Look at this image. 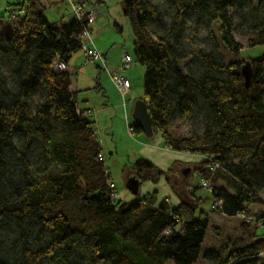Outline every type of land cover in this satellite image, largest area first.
Returning a JSON list of instances; mask_svg holds the SVG:
<instances>
[{
  "label": "trees",
  "instance_id": "obj_1",
  "mask_svg": "<svg viewBox=\"0 0 264 264\" xmlns=\"http://www.w3.org/2000/svg\"><path fill=\"white\" fill-rule=\"evenodd\" d=\"M15 5L0 15V264H195L212 226L201 209L209 199L197 195L203 179L211 181L212 211L254 217L253 206L261 209L254 221L242 218L244 236L225 254L207 249L204 259L264 264V52L243 58L245 45L234 35L240 29L248 45H264V0L121 1L136 61L145 66L154 135L204 156L182 171L176 163L163 170L147 158L135 161L140 183L167 178L181 199L176 206L157 205L150 193L127 202L110 197L95 120L78 107L72 72L57 65L82 50L88 21L50 22L39 0ZM204 26L215 49L193 48L188 30L197 35ZM186 41L193 49L183 48ZM201 115L202 137L171 131ZM129 126L144 132L135 120ZM214 162L221 168L212 172ZM222 179L231 189L218 184Z\"/></svg>",
  "mask_w": 264,
  "mask_h": 264
},
{
  "label": "rangeland",
  "instance_id": "obj_2",
  "mask_svg": "<svg viewBox=\"0 0 264 264\" xmlns=\"http://www.w3.org/2000/svg\"><path fill=\"white\" fill-rule=\"evenodd\" d=\"M20 1L22 0H0V15H7L10 10L17 7L15 4L20 3ZM121 1L122 0H103L100 4L104 9L102 18L108 19L105 16L107 10L110 15L119 19L118 21L122 26V31L118 30L117 26L112 23V28L110 27L104 32L100 30L101 33H97V35L94 36L98 44L100 42L99 40L111 41L109 47L110 51L107 52L109 58L107 63L111 68H116L120 65L118 61L123 57L125 52L135 55L133 29L131 28L130 19L123 15ZM63 3L65 5H63ZM63 3H59L60 10L67 7L64 11L72 17L73 10L69 2L63 0ZM54 8L57 10V6L51 9L50 7L45 8L44 11L49 18L48 20L57 19L59 17L56 11H54ZM98 17H101V15L98 14L97 18ZM152 26L157 31L162 30V28L156 24ZM188 33L195 40L193 48L195 46L208 49L216 48L213 46V39L206 26H204L197 35H193L190 30H188ZM234 35L236 39L240 40L242 44L245 45L241 51V56L243 58H257L264 52L263 44H259L258 46L248 45V36L240 34V29L237 30ZM183 48L193 49L192 46L189 45V41H186ZM80 51L84 53L82 50ZM99 64L102 68L97 67ZM144 71L145 66L143 64L134 62L130 69L123 72L125 76L130 79L132 86L130 95L128 96V109H126L127 106L123 105V94L117 84H115L111 73L99 62H87L85 53L83 62L78 65V68L73 71L72 75L74 79L79 78V83L81 85L77 94L78 102L81 103L82 107L89 108L92 111L91 117L95 120V128H97L98 138H100V144L104 150L105 164L108 167L110 178L116 182L118 199L127 202L147 196L148 193H150L155 198L154 200L157 205L164 200H169L172 205L176 206L180 203L181 199L176 189H174L173 185L168 182L167 178L163 175L158 181L151 179L142 181L137 194L130 191L128 187L129 182L135 175L133 165L139 158H147L163 170H168L171 165L176 163L177 170L179 171H182V166H195L196 163L204 158L201 154L176 151L166 146L165 139L161 132H157L151 137L144 132L131 131L129 124H133L135 120L132 115L135 102L143 100L145 95L143 82ZM98 83L101 85L99 86ZM179 124H181V128L178 124L171 127V131L176 135L181 134L188 137L196 134L198 137H202L204 134L202 115L189 117ZM177 126H179V128H176ZM234 160L237 161L238 159ZM190 177L191 184L195 185L198 183L199 177L195 171H193V176ZM218 184L231 189L223 179L219 180ZM197 195L209 199L202 203L201 209L203 208L209 211L212 226L208 229L209 232L202 245V254L195 264H212V262L206 258L204 259V251L207 249H217L225 254L226 250L231 247L234 242L240 240V238L244 236L241 228L243 220L236 216L229 217L219 210L212 211L211 206L213 202L212 199L209 198L211 196L210 189L202 187L197 191ZM261 195L264 197V192H262ZM259 208L260 207L257 205L253 206L254 210H252V215L254 217L259 216L257 214L261 210ZM259 227L258 232L264 233V226L262 225ZM132 252L135 254L136 250L132 249ZM163 264L176 263L173 260H168Z\"/></svg>",
  "mask_w": 264,
  "mask_h": 264
},
{
  "label": "built area",
  "instance_id": "obj_3",
  "mask_svg": "<svg viewBox=\"0 0 264 264\" xmlns=\"http://www.w3.org/2000/svg\"><path fill=\"white\" fill-rule=\"evenodd\" d=\"M69 2L73 10L74 19L76 18L79 21H88L89 24V27L83 30L84 32L80 35V39L82 42V51L86 55V61L99 62L104 65L105 69H107L108 72L111 73L115 84H117L121 93L123 94V98H124L123 105L128 106L127 105V102L129 101L128 96L130 95L132 86L130 83V79L126 77L123 72L127 69H130L134 62H138L136 61L135 55L129 52H125L121 59V63L118 67L116 68L109 67L108 63L105 60L104 54L100 51V49L96 46L94 42L93 31L91 30L92 25L96 22L95 9L87 7L86 4H83L78 0H69ZM57 65L62 70H66L67 68V65L64 62H58ZM85 114L87 116H90V114H92V111L85 110ZM189 152L190 151H188L187 153ZM104 158H105L104 153L99 155V160L103 161ZM212 165H213L211 167L212 172L216 171L218 168H221V165H219V163L217 162H214ZM108 183L111 188L110 197L112 199L118 198V192L116 191V182H114L109 177ZM202 184L204 187L208 189H212L210 179H203ZM221 204H222V200H218L214 202L215 207L220 206ZM238 217L247 219L249 221H254L256 219L255 217L249 216L248 214L246 215L238 214Z\"/></svg>",
  "mask_w": 264,
  "mask_h": 264
},
{
  "label": "crops",
  "instance_id": "obj_4",
  "mask_svg": "<svg viewBox=\"0 0 264 264\" xmlns=\"http://www.w3.org/2000/svg\"><path fill=\"white\" fill-rule=\"evenodd\" d=\"M40 1V4L41 5H43V7H44V10H45V8H49L50 7V9L51 8H53V7H55V6H57V10H56V8H54V11H56V14H57V16H59L57 19H53V20H49L50 22H53V21H57V20H59V19H69V20H72V19H74V16L72 15V17L70 16V15H68V13H66V11H64V9H66L67 7H65L63 10H60V7H59V3H63V0H39ZM68 2H69V0H67ZM81 1H84V0H81ZM95 2V3H94ZM101 3H102V1H100ZM100 2H98V0H88L87 2H85L86 3V6L87 7H89V8H94L95 10H97L96 11V13H97V16H98V14L99 15H101V17H98L97 18V16H96V22L92 25V28H91V30L93 31V36H96L97 35V33H101V31H106V29H108V28H110L111 27V25H112V23H114V24H116V23H119V19L118 18H116V17H114V16H112V15H110L108 12H107V10H106V14H105V16L108 18L107 20L105 19V18H102L103 17V12H104V9H103V6L100 4ZM69 4H70V2H69ZM63 5H65L64 3H63ZM70 6H71V4H70ZM108 7V6H107ZM72 8V7H71ZM44 12V14H45V16L47 17V15H46V12L45 11H43ZM124 15V14H123ZM47 19H49L48 17H47ZM120 24V23H119ZM109 26V27H108ZM94 27H95V29H94ZM112 28V27H111ZM101 30V31H100ZM100 39V38H99ZM100 42H99V44H98V42H96L95 41V38H94V42H95V44H96V46L100 49V51L101 52H103V54L105 55V60H106V62L108 61V51H110L109 50V47H110V42L111 41H101V40H99ZM109 54H110V52H109ZM83 59H84V53H82L80 50H78V51H76L73 55H72V57H71V59L69 60V62L66 64L67 65V69H69L72 73H73V71H75L77 68H78V65L81 63V62H83ZM122 59V58H121ZM120 59V60H121ZM118 61L119 62V64H120V62L121 61ZM98 67V66H97ZM100 83H98V85H99ZM101 85V84H100ZM81 85H80V83H79V78H73L72 77V83H71V90H72V92L73 93H75V96H76V98L78 99V96H77V94H78V91L80 90V87ZM77 102H78V100H77ZM78 107H80L81 109H84V110H89L90 111V109L89 108H86V107H82V105H81V103L80 102H78ZM126 109H128V106L126 107ZM128 120V119H127Z\"/></svg>",
  "mask_w": 264,
  "mask_h": 264
},
{
  "label": "water",
  "instance_id": "obj_5",
  "mask_svg": "<svg viewBox=\"0 0 264 264\" xmlns=\"http://www.w3.org/2000/svg\"><path fill=\"white\" fill-rule=\"evenodd\" d=\"M244 77H246V83H250L252 66L250 62H245L243 65ZM132 115L134 116L135 121L142 127L144 133L148 136L153 137L154 135V125H152V117L149 113L148 104L145 100H138L135 102ZM140 179L133 177L128 184L130 191L137 194L139 192Z\"/></svg>",
  "mask_w": 264,
  "mask_h": 264
},
{
  "label": "bare ground",
  "instance_id": "obj_6",
  "mask_svg": "<svg viewBox=\"0 0 264 264\" xmlns=\"http://www.w3.org/2000/svg\"><path fill=\"white\" fill-rule=\"evenodd\" d=\"M95 3V2H94Z\"/></svg>",
  "mask_w": 264,
  "mask_h": 264
}]
</instances>
